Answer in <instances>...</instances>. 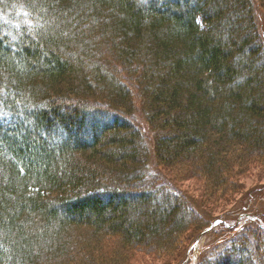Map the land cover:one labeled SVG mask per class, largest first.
Returning a JSON list of instances; mask_svg holds the SVG:
<instances>
[{"label": "trees", "instance_id": "1", "mask_svg": "<svg viewBox=\"0 0 264 264\" xmlns=\"http://www.w3.org/2000/svg\"><path fill=\"white\" fill-rule=\"evenodd\" d=\"M255 173L264 0H0V264H186Z\"/></svg>", "mask_w": 264, "mask_h": 264}, {"label": "rangeland", "instance_id": "2", "mask_svg": "<svg viewBox=\"0 0 264 264\" xmlns=\"http://www.w3.org/2000/svg\"><path fill=\"white\" fill-rule=\"evenodd\" d=\"M208 212L211 213V217H221V219L212 223L211 230L217 229V226L221 224L224 225L225 229L230 230L224 232L221 231V228H218L219 230L209 237V242H212L211 248L222 246L226 240L224 238L226 233L229 236H233L252 223L264 226V176L260 173H255L252 177L243 180L242 188L238 195L228 202L221 203L218 207H211ZM208 232L211 231L205 230L199 240L201 241ZM200 241L189 249L186 264L196 263L204 243L203 240L201 243ZM212 254V251H209L207 255L212 256ZM172 261L167 263H158L156 261L155 264H171Z\"/></svg>", "mask_w": 264, "mask_h": 264}, {"label": "water", "instance_id": "3", "mask_svg": "<svg viewBox=\"0 0 264 264\" xmlns=\"http://www.w3.org/2000/svg\"><path fill=\"white\" fill-rule=\"evenodd\" d=\"M211 229H212V226L208 230H211Z\"/></svg>", "mask_w": 264, "mask_h": 264}]
</instances>
